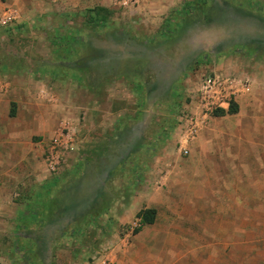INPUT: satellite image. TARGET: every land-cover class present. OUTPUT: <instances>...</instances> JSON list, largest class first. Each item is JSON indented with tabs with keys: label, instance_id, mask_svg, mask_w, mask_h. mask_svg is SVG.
<instances>
[{
	"label": "rangeland",
	"instance_id": "rangeland-1",
	"mask_svg": "<svg viewBox=\"0 0 264 264\" xmlns=\"http://www.w3.org/2000/svg\"><path fill=\"white\" fill-rule=\"evenodd\" d=\"M232 1L241 3L243 0ZM244 1L247 7L256 8L243 13L246 17L238 21L240 26L225 27L221 22V26L214 28L215 33L203 30L201 35L196 29L188 32L184 38L192 40L191 49H196L195 45H198V50L203 49L204 53L209 55L215 50L210 47L214 38L216 40L213 44L219 41L222 45L227 44L232 36L233 41L246 39L250 43L255 42L248 48L238 49L235 53L226 49L220 52L221 56L193 59L189 69L183 73L181 69L177 70L174 67L176 64L174 57L170 59L161 56L154 59L153 55L152 58H148L150 60L147 61L148 64H152L154 60L162 62L163 66H157L159 76L166 75L169 79L176 80L173 86L175 98L170 99V102L168 99L163 112L154 113L152 110L154 104L148 102V106L147 104L141 106L135 130L126 122H122L121 128L124 131H118L107 140L97 134L90 139V135L85 134L83 129L84 118H81L82 129L75 131V138L66 139L70 133V129L66 128L62 129L64 135H56L51 140L46 147L44 158L54 175L53 184L58 182L64 186L55 188L50 195L66 199L65 206L70 210L68 209L65 218L69 219L71 227H67L66 232L61 233L59 246L52 247V251L32 253L30 248L37 246L40 248L46 241L39 240L36 227H32L30 232L26 228L19 229L15 218L18 216L17 213L26 207L28 199H35L36 194H40V188H33L28 192L25 185L14 190L12 202L3 203L0 208L7 212L14 209L15 213V222L14 224L11 222L10 228L0 227V264H264L262 94L258 93L261 97L255 101L254 106L245 107L241 101L238 105L234 102L233 104L238 107L237 113L215 115L201 132L191 156L179 153L174 146L172 148L170 145L173 141L163 150L160 148L152 150L147 147L149 128L156 127L154 123L156 120L163 123L165 119V124L162 125L169 132L171 130L169 127L173 126L172 130L178 127L177 116L183 104L186 105L185 103L190 101V95L197 88L203 73L212 72L209 68L211 65L225 70L232 69L231 72L240 76L245 75V71H240L244 66L249 67L248 72L251 76L259 75L260 69L264 71V0ZM11 5L10 0H0V15ZM93 12L90 8L65 17L67 22L65 30L72 29L71 31L74 30L77 35L83 34L82 43L86 47V55L90 51L87 45L92 48L94 46L100 48L102 45L100 39L103 29L97 28L99 24L94 22H92L94 28L88 26L91 25L90 17ZM178 12L172 19L180 23L183 19ZM113 17L111 21L114 22L116 19ZM27 18H31L28 25L20 21L22 26L18 25L17 28L9 30L0 28L2 130L11 123L13 125L16 120L9 117L14 105L17 115L27 114L28 108L22 107L17 101L20 100L17 95L21 94L20 80L26 81V77L30 76L27 72L31 74L29 82L33 85L35 107V93L38 89L36 79L32 75L41 72V64L44 62L58 63V58L51 60L52 53L62 50L58 45L61 38L56 39L57 36H65L59 20L51 22L50 19L42 17L39 11H34ZM73 24L74 28H70ZM117 25L123 31L120 39L124 42L121 45L106 46L112 56L152 54L153 51L145 54L147 52L143 43L138 41L143 37L138 35L141 32L133 29L127 19L120 20ZM176 26L177 24H174V27ZM170 30L174 36L177 34V30ZM67 37L68 35L65 38ZM148 38L151 39L150 33ZM180 46L178 44L177 47ZM252 47H257V51L251 53ZM96 56L93 61L100 62V55ZM71 60L68 58L64 62V67L78 66ZM113 61L115 68L118 69L119 62ZM123 64L125 66V63ZM61 75L63 74L59 73L55 76L61 81L45 82L46 90L57 97L56 102L52 103V100L45 102L46 105L42 109L45 114L49 112L50 115L58 111V117L62 116V119H65L69 117L65 113L62 114L59 108L55 110V103L60 102V96L83 100L85 86L77 81L76 86L72 82L68 83L67 78ZM154 80L155 75L149 65L145 74L141 76V81L145 84L143 90L148 91L154 85ZM40 86L42 87V83ZM116 87L119 94L124 88H129L126 84H116ZM133 100V94L127 97V103H130L128 106L132 105ZM166 100L164 97L159 99ZM115 102L114 107H119L114 109L117 112L115 116L122 117L118 114L123 111L120 110L125 107L124 103L120 100ZM130 112L128 111L126 115L130 116ZM6 117L8 119H4ZM62 136L66 139L64 143L56 144L55 140L63 138ZM139 148L142 149L141 154L136 152ZM169 151L172 154L168 155ZM175 158H180L178 168ZM27 181L35 182L37 186L36 181L32 179ZM133 182L139 184V188L136 189L138 193L134 197V200H137L134 208H143L150 199L154 201L153 204L161 206L160 220L140 231H136L138 227L133 229L139 220L132 217L134 215L132 207L124 208L120 205L130 196ZM103 202L110 210L107 214L101 212ZM59 204L56 201L54 208H58ZM96 205L98 210L91 212L92 207ZM97 213L98 216L95 217ZM26 235L32 240H26ZM26 241L35 243L28 247Z\"/></svg>",
	"mask_w": 264,
	"mask_h": 264
},
{
	"label": "crops",
	"instance_id": "crops-1",
	"mask_svg": "<svg viewBox=\"0 0 264 264\" xmlns=\"http://www.w3.org/2000/svg\"><path fill=\"white\" fill-rule=\"evenodd\" d=\"M10 1L12 2V5L7 10H12L17 14L19 18L18 25H21L20 21L25 24H29L31 18L27 17L34 11H39L41 16L45 19L48 18L51 22L59 20L62 23L61 26H63L65 36H57L56 39L59 40L61 38L62 41L66 35L81 37L82 48L79 47L78 50H81L83 63L73 68L64 67L61 60H58V63H54L53 61L51 64L47 62L41 64L40 69H42V73H33L32 75L36 79V87L38 89L35 93V107L33 106L35 101L33 85L29 82L31 74L27 72V75L30 76L26 77V81L20 80L21 94L17 95L20 99L17 101L21 103V106L28 108L27 114L17 115L14 105V109L12 110H15V115H12V110H10L9 115V117L16 119L13 125L11 123L9 127H5V130L0 128V208L3 206V203L12 202L14 199V190H18L25 185L28 192H31L33 188H40V194H36L35 199H28V204L25 208L19 211V214L17 213L18 216H16L17 218L15 219H17V227L19 229L26 228L27 231L30 232L32 227H36V232L39 234V240H44L46 243L41 244L40 248L37 246L36 248H30V250L34 254H42V252L44 253L45 251H52V247L55 245L59 246V237L61 236V233L66 232L67 227H71V222L69 219L65 218L67 217L69 209L65 206L66 199L50 195L55 188L59 189V187L61 188L64 186L63 184L61 186V183L58 182L53 184L52 177H54V175L51 173L49 165L47 164L48 161L44 158L46 147L49 145L51 140H53L56 135H63L64 131L62 129L66 128L70 129L69 134L73 139V137L76 136L75 131L77 132L79 128L82 129L80 126L81 118H84L83 129L85 134L90 135V139L94 138V135L97 134L102 139L107 140L108 137H112L113 135L115 136L118 131H124V129L121 128L123 127L122 122H126L132 130H135L142 105L147 104L148 106L149 102L150 104H154L152 106L154 113L156 111L163 112L164 105L167 104L168 99L170 102V99L175 98L173 86L174 83L176 84V80L169 79L166 75L164 76L166 79L162 77V75L159 76L157 66H163L162 62L154 60L152 64H148L147 61H150L148 58H152L153 55L155 56L154 59H158L161 56L170 59L174 57L176 59L174 67H176L177 70L181 69V72L183 73L189 69V66L191 65L190 62L193 59L210 58L215 57V55L221 56L220 52H223V50L226 49H230L233 53H235L238 49H242L244 47L248 48V46L255 42L251 41L250 43V41L246 39L244 41H233L232 36L229 38V42H227V44L222 45V42L219 41L216 44H213L216 40L215 38L212 39L215 37L214 35L211 38L213 43L210 47L215 50H212V54L209 55L204 53L203 49L198 50V45H195L196 49H191L190 45H192V40L184 37L188 32L196 29L201 35L203 30H206L209 33L214 31L215 33L214 28H216V26H221V22L225 27L240 26L238 21H240L243 17H246V14L243 13L249 10H254L256 7H247L244 0L241 3L233 2L232 0H205L203 10L194 11V14L191 13L189 17L179 23L176 20H173L172 16L184 7L187 3L184 0H139L137 5H128L126 7L121 6V0ZM90 8L93 10L95 8L103 9L104 12L109 13V19L108 22H106V27L102 28L103 33H101L102 37L100 39V44L102 45H100V48L96 47L97 49L95 46L92 48V46L87 45V48H89L90 51L87 52L86 55V47L84 43H82V37L84 38L83 34L82 36L81 34L77 35L74 30H65L64 27L67 23L65 22V17L67 18L69 14H73L76 11H86ZM5 11L6 10H4V12ZM112 17L114 20L116 19L114 22L111 21ZM125 19L128 20L129 24H131L130 26H133V29H138L142 33L138 34L140 37L143 36L138 41L143 43L142 45L147 52L145 54L153 51L152 54H129L127 56H122L121 54L112 56V54H110L106 46L109 47V44L121 45L122 42H124L123 39H120L123 31L120 30L117 23H120V20ZM85 23L87 22L85 21ZM74 24L70 26V28H74ZM174 24H177V26L174 27ZM17 26L15 28H17ZM88 26H91L92 28L95 27L94 25ZM166 29H174V31L177 30V34L175 36L169 33V35H166L164 34ZM149 33L151 34L152 40L148 38ZM187 40L189 41L186 42ZM242 42L248 44L245 45L242 44ZM178 44L181 46L177 47ZM137 46L138 43H136V47ZM256 48L252 47L251 49L253 50L251 53L253 51H257L258 48ZM74 50L77 54L76 47ZM52 55L51 60H54L60 56V53L55 51ZM96 55H100L101 60L106 59L107 61H93V58H97ZM76 56L77 55L70 54L63 57V55H61L64 60L66 58H74ZM178 57L179 61L177 62ZM58 59H60V57ZM113 60L119 62L121 69H119L120 67H118V69L115 68ZM123 63H125V66ZM149 65H151V70H153L155 80L153 83L154 85L148 91L146 89L144 91L143 86L145 88V84L141 81V76L145 74L146 68ZM209 68L212 72H218L228 76L237 75L231 72L232 69L225 70L223 68L214 67L213 65ZM248 68L249 67L244 66L240 71H245V75L242 76H245V79L250 80V85L234 98L236 105H238L241 101L245 107L248 105L254 106L255 101L261 97L259 95L260 93L264 97V71L260 69L261 72L259 75L253 74L251 76L249 75ZM59 73L63 74L61 77L67 78L68 83L72 82L76 86L78 85L77 82H79L83 83L85 86V95L83 100H79L77 97L75 99H70L71 96H60V102L55 103L56 105H54V109L57 110L59 108V110L62 111V114L65 113L67 117H69L65 119H62V116L58 117V111L50 115L49 112L45 114L42 109L48 100H52V103L56 102L55 97H57V95L46 90L45 82L51 83L50 81H61L60 78L56 79L55 77L58 76ZM40 83H42V87L40 86ZM116 84H126L129 88H124L121 94H119ZM159 84H162V86H159ZM131 94H133L134 100L132 105L128 106L130 103H127V97ZM162 97L167 100L159 101ZM119 100L123 101V107L125 106L120 110L123 111L118 114V116L120 115L122 117H116L115 114L117 112L114 111V109H119V107H114L116 103L115 101ZM128 111H131L130 116L126 115ZM4 119H8V117ZM154 123L156 127L149 128V141L147 143V147L152 150H158L159 148L163 150L173 141V144L170 146L172 148L174 146L176 149L177 141L181 136L180 129L175 127L172 130V126L169 127V129H171L169 132L165 129V127L163 128L162 125L165 124V119L163 123L158 122V120ZM199 139L200 136L193 143H191L189 147L190 156L193 153L194 145ZM154 142L157 144H154ZM136 152L137 154H141L142 149L139 148ZM170 154H172L171 151L168 152V155ZM175 160L177 161L176 167L178 168L180 165V158H175ZM27 179L36 181L37 186H35V182L27 181ZM132 188L133 190L131 191L130 196L126 197L125 201H122L120 205L124 208L132 207V212H134L132 217L135 218H137L138 214L144 209H155L157 212L156 221L153 224L155 225L161 218V211L159 209L161 206L153 204L154 201L150 199L147 205H144L143 208H134L133 206L137 202V200H134V197L138 193V190L136 189L139 188V184H134L133 182ZM56 201L58 204L59 202L61 204V206L59 204L58 208H54ZM61 202L63 203V206ZM13 210L11 212L0 210V227L4 226L5 228H10L11 222L14 224L15 213ZM109 212V209L104 211L105 214ZM120 218H123L122 215ZM44 227L45 229L43 230ZM39 229L41 231H39ZM25 239L28 241L32 240L28 235L25 236ZM32 243L34 244L35 242L26 241L25 244L30 247L33 245Z\"/></svg>",
	"mask_w": 264,
	"mask_h": 264
},
{
	"label": "built area",
	"instance_id": "built-area-1",
	"mask_svg": "<svg viewBox=\"0 0 264 264\" xmlns=\"http://www.w3.org/2000/svg\"><path fill=\"white\" fill-rule=\"evenodd\" d=\"M138 3L139 0H121L120 2L123 7ZM18 19L14 11L6 10L0 15V28L14 29L18 25ZM199 80L197 88L190 95V101L186 102V105L183 104L177 116V126L181 136L177 141L176 149L184 155H189L191 143L200 136L214 116L221 110H229L235 96L250 85V80L245 79V76H228L218 72L203 73ZM62 137L55 140V143L62 144L67 138L72 139L70 134L66 136V139H64L65 136ZM52 165H54L53 162ZM135 227L139 228V222L134 224L133 229Z\"/></svg>",
	"mask_w": 264,
	"mask_h": 264
},
{
	"label": "trees",
	"instance_id": "trees-1",
	"mask_svg": "<svg viewBox=\"0 0 264 264\" xmlns=\"http://www.w3.org/2000/svg\"><path fill=\"white\" fill-rule=\"evenodd\" d=\"M205 4V0H192V1H188L184 7L181 9V11H179L178 13L182 16V19H186L187 17H189V15L191 13H194V11H199V10H203V5ZM92 11V10H91ZM94 14H92V16L90 17V23L91 25L92 22L96 23V24H99V26H97V28H104L106 27V22H108V19H109V13H106L103 11V9H100V8H95L93 10ZM167 29V33L166 30L164 31V34L166 35H169V34H172L173 33ZM169 33V34H168ZM58 45L61 46L62 50H57L58 53H60V56H58V58L60 57L59 60L62 61V63L64 64V62L68 59L66 58L65 60L61 57V55H77L76 57L72 58L73 60H70L73 62V63H77L78 66L81 65L83 63L82 61V55H81V50H78L79 47L82 48L81 46V37L79 36H68L67 38H64V40L61 41V39L58 41ZM74 46V47H73ZM76 47V51H77V54L74 50V48ZM238 112V107L234 104H232L229 108L228 111H225V110H221L219 111L216 115H220L221 113H237ZM12 115H15V110H12ZM99 205V204H98ZM94 206L92 207L91 209V212H96L98 209H97V206ZM101 212H104L106 210H108V207L106 206V203L103 202L101 203ZM156 210L155 209H144L142 210L137 218L139 220V228L136 230V231H140L142 230V228H144L145 226L147 225H153L156 221ZM98 216V213L95 217ZM20 249V248H19Z\"/></svg>",
	"mask_w": 264,
	"mask_h": 264
}]
</instances>
